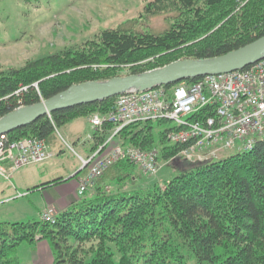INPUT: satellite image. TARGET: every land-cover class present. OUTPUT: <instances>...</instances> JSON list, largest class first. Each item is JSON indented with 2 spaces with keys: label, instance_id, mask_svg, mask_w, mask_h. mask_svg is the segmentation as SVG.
I'll use <instances>...</instances> for the list:
<instances>
[{
  "label": "trees",
  "instance_id": "trees-1",
  "mask_svg": "<svg viewBox=\"0 0 264 264\" xmlns=\"http://www.w3.org/2000/svg\"><path fill=\"white\" fill-rule=\"evenodd\" d=\"M142 15L163 17L165 30L138 33L122 25L79 49L0 71V118L73 85L219 57L264 36V0H154ZM200 79L160 88L169 98L176 87ZM114 100L55 112L5 136L11 142L38 138L50 146L57 130L78 118L107 114ZM153 122L128 125L115 143L156 150ZM173 129L159 133V153L162 161L177 162L178 176L150 187L129 162L114 164L54 224H0V264H19L13 257L17 247L40 241L48 245L52 264H264V141L246 153L190 163L173 159L180 146H164ZM111 132L107 124L94 132L91 152Z\"/></svg>",
  "mask_w": 264,
  "mask_h": 264
},
{
  "label": "built area",
  "instance_id": "built-area-1",
  "mask_svg": "<svg viewBox=\"0 0 264 264\" xmlns=\"http://www.w3.org/2000/svg\"><path fill=\"white\" fill-rule=\"evenodd\" d=\"M22 91L26 88L18 93ZM144 121L175 124L166 141L182 149L173 159L203 163L219 160L222 154L251 151L264 141V58L240 71L207 76L191 86L180 85L169 98L161 88L116 97L107 114L90 118L94 132L105 124L112 126V132L86 159H80L85 174L77 181V200L110 166L122 161L135 166L144 177L157 173V150L122 148L114 141L122 129ZM51 157L43 140L11 142L0 136V177L5 180L17 170ZM40 217L45 223L55 222L48 212Z\"/></svg>",
  "mask_w": 264,
  "mask_h": 264
},
{
  "label": "rangeland",
  "instance_id": "rangeland-1",
  "mask_svg": "<svg viewBox=\"0 0 264 264\" xmlns=\"http://www.w3.org/2000/svg\"><path fill=\"white\" fill-rule=\"evenodd\" d=\"M152 1L0 0V71L19 69L34 60L79 49L100 32L122 25L129 26L126 30L138 33H162L166 28L163 17L144 18L142 15L144 7ZM85 122V118H78L56 131V147L47 145L52 158L23 167L8 180L0 177V224L40 221L41 213L46 211L42 195L35 188L45 181L70 177L80 170L79 157L83 155L80 148L84 147L88 152L91 147L83 131ZM152 126L159 169L144 183L162 187L180 174L179 167L162 161L159 153L162 148L159 133L173 129L175 124L158 125L154 121ZM164 146L173 144L166 142ZM230 155L233 153L221 157ZM13 257L19 264H34V245H19ZM47 259H39L40 262L35 264H49L50 258Z\"/></svg>",
  "mask_w": 264,
  "mask_h": 264
},
{
  "label": "water",
  "instance_id": "water-1",
  "mask_svg": "<svg viewBox=\"0 0 264 264\" xmlns=\"http://www.w3.org/2000/svg\"><path fill=\"white\" fill-rule=\"evenodd\" d=\"M264 58V36L219 57L181 60L140 74L91 81L66 90L31 106H24L0 118V136L25 128L59 111L100 103L131 92L139 93L186 80L236 72ZM80 171V170H79Z\"/></svg>",
  "mask_w": 264,
  "mask_h": 264
},
{
  "label": "crops",
  "instance_id": "crops-1",
  "mask_svg": "<svg viewBox=\"0 0 264 264\" xmlns=\"http://www.w3.org/2000/svg\"><path fill=\"white\" fill-rule=\"evenodd\" d=\"M85 119H86V122L84 124L83 131L86 134V138L88 139L87 141H89L91 147H90L88 152L84 151V147L80 148L81 149L80 152L83 154L82 157H79L80 159H86L92 153L91 149L94 146V140L92 138L94 131L92 130V128L90 126V119H87V118H85ZM79 141L80 140H78L76 142H79ZM56 145H57V141H56V139H54L53 143L50 145V148H54V147H56ZM77 145H79V144H77ZM79 147H81V146H79ZM50 154L53 157V154L52 153H50ZM176 164H177V162H175V165ZM19 170H17L16 172H18ZM16 172H14L13 174H15ZM75 174L71 175L70 177H66V178L60 177L59 179L62 181H61V183H58L57 185H48L47 186L46 184H49L53 181H45V183L37 186V187H40V186L44 185V187H42V188L36 187L37 191L42 195L43 205L45 207L44 211H46V212L52 214L54 217H56V216L60 215L61 213L65 212L66 210H68L72 205H74L77 202L76 189H77V181L79 178L77 177V178L71 179ZM84 174H85V172H83L81 174V177ZM59 179H57V180H59ZM68 179H71V180L67 181ZM34 247H35V258H34L35 263L38 261L40 262V260H42V259L46 260L47 257H49L50 258L49 264H52L51 253H50L49 247L46 244V242H44V241L37 242L34 245ZM37 255L39 256V258L36 259ZM41 256H43V257H41Z\"/></svg>",
  "mask_w": 264,
  "mask_h": 264
}]
</instances>
